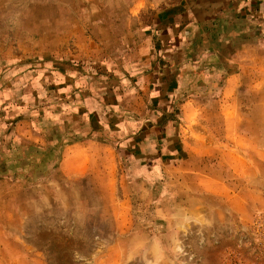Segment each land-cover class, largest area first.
<instances>
[{
    "label": "rangeland",
    "instance_id": "obj_1",
    "mask_svg": "<svg viewBox=\"0 0 264 264\" xmlns=\"http://www.w3.org/2000/svg\"><path fill=\"white\" fill-rule=\"evenodd\" d=\"M233 2L159 127L129 78L184 0H0V264H264V0ZM68 67L118 88L109 124L67 109Z\"/></svg>",
    "mask_w": 264,
    "mask_h": 264
},
{
    "label": "crops",
    "instance_id": "obj_2",
    "mask_svg": "<svg viewBox=\"0 0 264 264\" xmlns=\"http://www.w3.org/2000/svg\"><path fill=\"white\" fill-rule=\"evenodd\" d=\"M233 1L239 2V0H184L183 4L177 3L175 6L178 8L176 11L169 12L166 16H163L159 21L160 26H158L155 35L156 42H154V59L151 62L150 60L144 62L143 66L135 69L136 74L134 77L129 78L131 83L133 81L137 85V97L139 96L140 90L143 91L139 96L143 103L148 104L150 110L154 113V116L159 118L157 124L159 127H163L164 123V114L166 113L164 109L158 107L159 104H162L166 101L155 100L159 98L162 93L169 89L171 85L176 81L177 76L175 71L177 69V59L178 56L182 54L185 49L186 39L188 34L192 31L194 23L203 24L209 21V18L213 17L215 13H220V11H231L233 7L236 6V3ZM187 10H183L186 9ZM177 54V55H176ZM158 58H161L159 61ZM76 66V65H75ZM62 74V69H56ZM66 70L68 75H65L66 80H71L70 75L73 73L77 75L81 80L79 83L81 87V92L78 95H74L72 99H67L68 96H72L71 93L66 95V106L69 111L77 109V111H82L89 120L88 126L91 128H100L105 126L108 121H111L112 118H115L116 114L112 110H106L107 102L106 97H113L118 91V88H110L107 92L103 90L99 77H90V79L85 75H80L75 68L70 69L69 67ZM58 71H55V77H58ZM71 73V74H70ZM75 84L76 81L72 80ZM66 84H71L66 82ZM136 89V88H135ZM167 92V91H166ZM150 93V94H149ZM80 95V96H79ZM78 96V98H77ZM144 99L146 101H144ZM259 103L261 101H258ZM260 108V107H259ZM112 112V113H111ZM139 114L137 111H135ZM109 114L107 117L106 114ZM133 118V117H132ZM107 119V121H105ZM53 120V118H51ZM55 120H59L57 114L55 115ZM146 120H149L146 118ZM259 120V119H258ZM144 122V121H142ZM147 122V121H146ZM142 125L141 122L138 123ZM141 130L137 129L133 135H139L144 132L142 126ZM149 136L153 133L147 134ZM257 135H260L259 131Z\"/></svg>",
    "mask_w": 264,
    "mask_h": 264
}]
</instances>
